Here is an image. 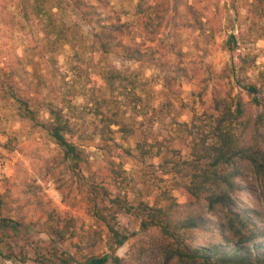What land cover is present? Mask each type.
I'll list each match as a JSON object with an SVG mask.
<instances>
[{"label": "rangeland", "instance_id": "rangeland-1", "mask_svg": "<svg viewBox=\"0 0 264 264\" xmlns=\"http://www.w3.org/2000/svg\"><path fill=\"white\" fill-rule=\"evenodd\" d=\"M53 4L82 36L86 50L78 58V46L47 38L42 23L25 19L23 0H0V195L2 218L13 226H0V248L26 254V264H51L45 232L54 223L69 239L56 246L61 251L75 254L95 237V251L117 256L121 264H200L184 263L173 251L181 243H221L228 220L210 211L211 190L198 197L189 191L205 172L197 166L195 143L211 148L219 133L231 130L236 144L264 151V0ZM107 29L119 39L105 57L93 46L100 51L99 35ZM133 52L140 59L131 58ZM112 66L133 91L122 95L107 85L103 73L110 79ZM12 92L34 98L31 105L44 121L51 118L49 102L62 110L83 161L70 162L48 131L22 115ZM232 167L241 185L231 203L264 234V170L240 159ZM101 182L125 195L131 207L117 220L134 237L115 254L107 227L94 214L89 183L100 188ZM153 210H163V221L196 217L207 225L186 234L171 222L172 235L159 226L144 228ZM15 222L29 230L14 233ZM239 225L234 221L229 232L233 240ZM0 264L23 263L0 256Z\"/></svg>", "mask_w": 264, "mask_h": 264}, {"label": "trees", "instance_id": "trees-1", "mask_svg": "<svg viewBox=\"0 0 264 264\" xmlns=\"http://www.w3.org/2000/svg\"><path fill=\"white\" fill-rule=\"evenodd\" d=\"M23 2L25 19L32 18V20L37 23H42V25H44L43 31L47 38H50V35H55L56 40H64L71 44L73 48L78 46V51L76 53L77 58L79 55L84 54L86 49L81 39L82 36L79 35L77 31L70 30V27L66 25L59 14L54 12V8L60 7L59 4L56 6L53 4V0H23ZM140 6L142 7V5ZM118 32L120 33V30H118ZM116 33L117 32L111 29L101 32L98 39L100 51L97 47L93 46L95 49L93 53H99L100 56L104 55L108 57L113 50V46L118 44L117 41L119 37L118 35L115 36ZM138 55L139 52H133L130 54V57L133 59H140ZM96 58L97 57L94 58L95 61H97ZM84 64L88 65L87 62H84ZM109 73L111 74L110 79L107 78L108 76L105 73H103V77L108 79L107 85H110L114 89L113 92L118 90L122 95H125L127 90L133 91L135 89V87H132L131 83H129L130 81L121 74L117 68L112 66V68L109 69ZM11 89H14V87ZM251 90L255 92L256 88L252 87ZM12 93H14L13 97L18 102L19 111L22 115L36 123L37 126L48 131L70 162L78 164L83 161V149L68 138V135L72 134L73 128L70 122L64 118L62 110L54 108L51 106V102H49V104L46 105H48L51 118L49 121H44L39 117L38 110L31 105L34 98H30L28 95L25 96V94H19L18 92ZM97 102L98 100L96 103ZM102 114L104 115L105 113L102 112ZM219 134L218 140L211 145V148L203 150L200 148L199 143H195L197 166L203 164L205 172L200 177L201 181L199 183L192 182L188 186L194 187H190L189 191L197 195V197L200 195L202 189L211 190L207 198L210 211L218 215L221 220H228L227 223L225 222L224 224L225 230L221 231L222 242L206 243L196 247H187L185 244L181 243L173 251V256L184 263H187V261H198L200 264H264V234L256 230L255 222H253L250 215L243 214V218H240L239 213L235 211L236 205H232L231 203V193L237 190L241 185V183L237 181L239 172L232 167L233 161L235 159L246 160L259 170H264V151L254 150L248 146L236 144L231 130ZM210 150L212 152H209ZM172 167L174 170H177V162ZM101 183L102 184L99 185L101 186L100 188H96L95 185L89 183V185L94 186V214L98 221L107 227L111 239V250L112 253L115 254L119 248L134 237V234L127 230L117 220V216L120 214L129 213L131 207L125 195L108 189L106 187V182ZM3 204L4 202L0 195V226L13 229L11 224L12 221L9 218H2L1 208ZM163 214V210H153L151 220L149 222L143 221L142 226L144 228L159 226L165 233L172 235L170 232V225H168L171 222H175L176 226L179 225L181 230H185L186 234L192 233L195 230H200L207 225L204 224V220L196 217L173 220L165 216L167 220L163 221L161 219ZM234 221H238L240 224L238 230L233 232L235 240H233L229 234L231 229L236 228L234 226ZM15 224L19 228L15 229L14 233H21L24 229L29 230L28 226H22V224L18 222H15ZM45 233L50 238V242H46L45 246L51 247L50 249L54 251V254H52L49 260L51 264H121L117 256L108 254L99 255L95 251L93 248L96 243L95 240H97L95 237H89L85 245L78 246L75 252L77 255L76 257L72 252L68 250L61 251L56 247L66 244L69 240L65 232L60 230L57 225L52 223ZM173 238L177 241V236L173 235ZM1 243H3V238L0 237V244ZM41 243L44 245V242ZM253 251L255 253H253ZM0 256L13 261H19L23 264L27 263L26 254L21 253L19 256V254H16L13 250L6 253L4 249L0 248ZM38 263L45 264L44 260Z\"/></svg>", "mask_w": 264, "mask_h": 264}]
</instances>
